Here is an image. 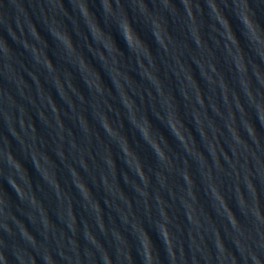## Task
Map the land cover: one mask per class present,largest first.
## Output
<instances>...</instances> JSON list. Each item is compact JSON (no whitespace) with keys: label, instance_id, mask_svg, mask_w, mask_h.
Listing matches in <instances>:
<instances>
[{"label":"water","instance_id":"95a60500","mask_svg":"<svg viewBox=\"0 0 264 264\" xmlns=\"http://www.w3.org/2000/svg\"><path fill=\"white\" fill-rule=\"evenodd\" d=\"M0 264H264V0L0 4Z\"/></svg>","mask_w":264,"mask_h":264}]
</instances>
